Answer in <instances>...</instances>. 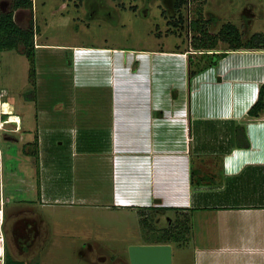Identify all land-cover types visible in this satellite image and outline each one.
I'll return each instance as SVG.
<instances>
[{
	"label": "rangeland",
	"instance_id": "obj_1",
	"mask_svg": "<svg viewBox=\"0 0 264 264\" xmlns=\"http://www.w3.org/2000/svg\"><path fill=\"white\" fill-rule=\"evenodd\" d=\"M9 2L10 0H0V9H7ZM246 2L250 3L249 6L253 5L256 15L252 16L248 29L240 17L246 12L243 9ZM199 5L204 17H212L208 25L209 31H217L222 23L228 20L239 26L244 33L243 38L251 32L264 30V0H185L173 16L167 0H32L35 40L47 44L38 48L35 59V65L39 67V72L34 78L35 99H26L23 95L30 89L31 82L28 78L29 62L21 51V44L15 49L0 50V111L8 113L6 115L0 112V180H6L9 176V182L2 185V191L0 190L8 238L6 251L21 258L24 264H128V245L150 241L154 235L150 229L152 224L156 227L173 228L176 220L179 222L184 219V210H175L169 206H147L143 207V211L149 222L142 228L138 207H117L108 201L111 184L108 177L104 179V165L91 155L82 159L79 155H74L76 164L73 169H67L65 164L58 166L52 159V177L47 182L50 189L46 200H41L35 179L39 177L38 159L39 166L46 167L48 151H55L53 154L58 163H61V155L65 152L69 155L67 165L70 166L69 162L74 161L69 154L70 148L63 149L73 131L62 129L58 132L65 118L64 110L74 108L85 113L94 112L97 116L88 118L96 119L98 124L101 122L102 110L106 107L102 89L80 87L71 83V72L67 70L69 50L65 47L84 44L152 49L154 52L150 57L151 77L146 72V80H150L146 82V87L149 85L150 92L153 93L151 100H161L158 97L161 90L154 93L152 89L155 82L158 85L161 83L163 89L167 87L165 98H172L173 91L177 90L180 83L183 84L184 79L186 84L190 85L191 77L187 76V63L186 74L181 73L180 63L185 64L189 55L192 60L189 67L193 68L194 62L200 57L199 50L190 45L193 31L188 26V19L196 16L195 10ZM178 10L183 19L174 25ZM29 16L30 12L26 8L13 10V18L21 26L26 25ZM216 44L215 50H229L223 40H218ZM165 50L172 51L167 54L160 52ZM178 52L182 55L176 54ZM181 57H185L183 62ZM202 62L199 58L198 63ZM122 63L120 79H115L112 86L113 94L119 96L121 108H130L137 101L136 88L143 87V83L135 82V79L144 77L139 73L133 74L130 69L127 71V68H139L136 59L131 61L128 58ZM135 83L139 84L134 87ZM190 90L187 88L184 95V103L189 108ZM194 92L197 96L194 97V107L205 115L211 106L210 97H199L198 91ZM240 93L241 91H238L235 94L236 102L241 101ZM162 99L164 101V97ZM169 100L162 103L163 106L167 103V107L174 106ZM252 102V97L245 102L241 101V112ZM35 112L41 113L42 117L39 129L42 142L38 146L39 152L35 150V153H39L37 161L32 153L35 146L32 143L33 136L27 133L25 128L26 124H33L32 113ZM3 118L6 120L2 121ZM86 120L84 119L83 124H90ZM210 120V123L202 120L199 125L196 123L198 127L194 128L188 123L193 134L198 131L199 138L195 136L194 140H199L196 143L199 147L197 154L192 157H195L194 163L200 168V174L203 173L199 178L194 175L192 182H205L204 179L206 180V175L209 174L208 162L213 163L214 158L218 161L222 153L229 154L233 150L228 135L231 120L224 126L220 119ZM241 120L244 121V118ZM18 121L20 127L17 129ZM82 128L78 135L89 132L88 136H92L91 131ZM32 130L34 132L35 128ZM206 152H212V156H206ZM201 155L203 157L200 159L198 156ZM28 167L31 170L35 168V171H29ZM11 169L14 174L7 173V170ZM18 176H21L18 182L13 180ZM27 180L32 183L29 189L26 188L29 184ZM55 195L67 197L54 200ZM187 213L188 229L184 231L186 238L170 241L171 264H193L194 244L203 240L202 233L206 234L210 224L208 214L192 210L191 217L190 212Z\"/></svg>",
	"mask_w": 264,
	"mask_h": 264
},
{
	"label": "crops",
	"instance_id": "obj_2",
	"mask_svg": "<svg viewBox=\"0 0 264 264\" xmlns=\"http://www.w3.org/2000/svg\"><path fill=\"white\" fill-rule=\"evenodd\" d=\"M250 3H245L243 9L246 12L240 16L247 29L253 17H256L253 5L249 6ZM33 41L36 59L38 48L47 44L36 41L35 34ZM65 48L69 50L67 70L71 72V83L80 87L102 89L106 107L102 110L101 122L98 124L96 119L88 118L97 116L94 112L85 113L74 108L64 110L65 118L58 132L62 129L73 131L63 149L70 148L69 154L74 161L69 162L68 166L69 155L65 152L61 155V163H58L53 154L55 151L46 153V167L39 166L38 159L39 177L35 180L41 200H46L49 194L50 187L47 182L52 177V159L58 166L65 164L67 169H73L76 164L74 155H79L81 159L91 155L104 165V179L108 177L111 184L108 201L113 206H129L132 209L169 206L175 210L188 211L191 217L192 210L208 214V230L206 234L202 233L203 240L195 243L193 247V264H264V107L257 116L246 112L250 103L242 112L239 108L241 101L245 102L249 97H252L253 101L256 99L261 84L264 100V48L215 50L213 47L207 50L225 53L192 75L189 86L184 79L183 84L180 83L177 90L173 91V99L171 96L165 98L167 87L163 89L161 83L158 85L154 81V93L161 90L159 102L151 100V87H146V82L150 81L146 80V72L151 77L150 57L154 50L84 44H71ZM170 51L172 50L160 52L167 54ZM176 54L182 55L179 52ZM127 56L131 61L136 59L139 67L133 68L134 70L127 68V71L130 69L133 74L139 73L144 79H135V82L143 83L142 88H136V104L130 108H121L119 96L113 94L112 86L115 79H120L121 64L128 59ZM210 57L213 58V54ZM184 58L181 57L182 62ZM180 65L181 73L186 74V61ZM38 68V65H35V76L39 72ZM135 84L134 87L139 83ZM187 88L191 89L190 108L184 103ZM196 90L199 97H210L211 106L205 115L194 107ZM238 91H241V101L236 102L235 94ZM167 100L174 106L167 107L168 103L163 106L162 103L168 102ZM237 109L240 113L236 112ZM32 114L33 124L27 125L25 122L24 126L32 136L36 132V148L39 152L38 146L42 142L39 133L42 117L39 112ZM25 115L24 113L23 116ZM79 116L84 118L78 119ZM242 117L244 121L241 120ZM84 119L90 124H83ZM210 119H220L223 126L231 120L228 135L233 150L229 154L222 153L218 161L214 158L213 163L208 162L209 174L206 175L205 182H192L191 177L196 175L199 178L203 173L200 174V168L194 163L195 157H192L197 154L199 147L196 144L199 140H194L195 136L199 138L198 131L193 134L192 129L189 130V124L194 128L198 127L196 123L199 125L202 120L210 123ZM232 121L240 123L244 128L249 141L247 147L234 143ZM32 127L35 128L34 132ZM82 127L91 131L92 136H88L89 132L78 135ZM37 155L39 156V153ZM208 155L211 157L212 152H206V156ZM198 157L201 159L203 156ZM192 168L196 172L191 175ZM28 169L31 170L30 167ZM32 170L34 172L35 168ZM66 197L55 195L54 200Z\"/></svg>",
	"mask_w": 264,
	"mask_h": 264
},
{
	"label": "trees",
	"instance_id": "obj_3",
	"mask_svg": "<svg viewBox=\"0 0 264 264\" xmlns=\"http://www.w3.org/2000/svg\"><path fill=\"white\" fill-rule=\"evenodd\" d=\"M168 6H171L172 14L174 15L175 10L179 9L180 6L185 3V0H167ZM170 4V5H169ZM32 0H10L9 7L5 10L0 9V50L3 49H15L17 45L21 44V51L26 56L29 64H28V78L30 80L31 87L27 91L23 93L26 99L33 100L35 99V87H34V78H35V55H34V26L32 21ZM16 8H26L29 10L30 15L26 25H19L13 18V10ZM196 16L188 19V26L192 29L193 33L190 38V45L195 48V50L200 53L201 60L203 61L201 64L198 63V60L194 62L195 67L190 68L189 65L192 63L191 58L187 55L186 63H187V76L190 78L197 71L202 70L205 66L210 63L216 61V59L222 55H224L225 51H217V52H208L207 50L216 46L218 40H223L227 43L229 48H264V32L262 31H254L248 34L245 38H243V31L239 29L236 23L232 21H225L222 23L220 28L217 31H209L208 25L212 21V17H204L202 13V8L199 5L195 10ZM175 21L180 22L183 17L180 11L176 15ZM247 21V20H246ZM213 54V58L210 57ZM209 54V55H205ZM206 56V58H205ZM264 100H263V84L259 86L258 93L256 99L250 104V106L246 109V112L251 116H257L258 112L263 108ZM4 116V115H3ZM233 134L232 138L236 145L247 147L249 145V141L247 136L245 135L244 128L238 122L233 123ZM32 143L35 144L34 150L32 153L35 154V161H37V153H35L37 137L36 133L33 136ZM196 171L194 168L190 170L191 175ZM191 181L194 179L191 177ZM139 215V223L142 228H145L148 224L147 215L143 211V208H139L137 210ZM184 219L176 220L173 228L168 227H156L151 225V232L154 234L153 238L150 241L145 242H170L183 240L185 237L184 231L188 229V213L187 211H183ZM38 216V215H37ZM146 216V217H145ZM150 219V218H149ZM4 229H5V218H4ZM6 242H8L7 232L5 229ZM7 244V243H6ZM5 244V247H6ZM5 264H24L23 260L19 257L13 256L8 250L5 249Z\"/></svg>",
	"mask_w": 264,
	"mask_h": 264
},
{
	"label": "water",
	"instance_id": "obj_4",
	"mask_svg": "<svg viewBox=\"0 0 264 264\" xmlns=\"http://www.w3.org/2000/svg\"><path fill=\"white\" fill-rule=\"evenodd\" d=\"M171 251L170 242L130 243L128 264H171Z\"/></svg>",
	"mask_w": 264,
	"mask_h": 264
},
{
	"label": "built area",
	"instance_id": "obj_5",
	"mask_svg": "<svg viewBox=\"0 0 264 264\" xmlns=\"http://www.w3.org/2000/svg\"><path fill=\"white\" fill-rule=\"evenodd\" d=\"M0 112L2 114H4V113L8 114L7 112L2 111V110ZM5 120H6L5 118L2 119V121H5ZM16 124H17L16 128H18L19 125H18V123H16ZM8 172H10L11 174H14V170H12V169L11 170H7V173ZM8 178H9V176L6 177V180L5 179L4 180H0V190L1 191H2L1 186L2 185H6L5 183L9 182ZM20 178H21V176H18L17 178L15 177L13 180L17 181V180H20ZM28 182H29V184H28V186H26L27 189L32 187L31 186L32 183L30 181H28ZM19 189H22V188H19ZM2 206H3V199H2V195H0V264H5L6 235H5V229H4V211H3Z\"/></svg>",
	"mask_w": 264,
	"mask_h": 264
},
{
	"label": "bare ground",
	"instance_id": "obj_6",
	"mask_svg": "<svg viewBox=\"0 0 264 264\" xmlns=\"http://www.w3.org/2000/svg\"><path fill=\"white\" fill-rule=\"evenodd\" d=\"M16 123H18V122H16ZM19 127H20V126H18V128H19ZM18 128H17V129H18Z\"/></svg>",
	"mask_w": 264,
	"mask_h": 264
},
{
	"label": "flooded vegetation",
	"instance_id": "obj_7",
	"mask_svg": "<svg viewBox=\"0 0 264 264\" xmlns=\"http://www.w3.org/2000/svg\"><path fill=\"white\" fill-rule=\"evenodd\" d=\"M7 115V114H6ZM129 263V262H128Z\"/></svg>",
	"mask_w": 264,
	"mask_h": 264
}]
</instances>
